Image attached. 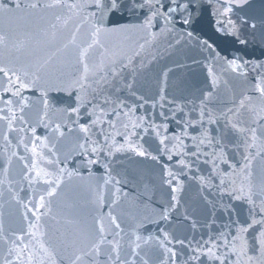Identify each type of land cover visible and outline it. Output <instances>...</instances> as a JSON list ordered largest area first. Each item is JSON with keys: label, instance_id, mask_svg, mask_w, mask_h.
<instances>
[{"label": "water", "instance_id": "1", "mask_svg": "<svg viewBox=\"0 0 264 264\" xmlns=\"http://www.w3.org/2000/svg\"><path fill=\"white\" fill-rule=\"evenodd\" d=\"M35 2L36 0H6L8 9H0V33H14L12 45H16L18 53L23 54L18 65L9 63L7 66L28 71L30 74L35 73L39 76L35 86L41 87V92L47 91L48 106L45 107L44 100H40V117L35 122L29 121V124L36 128V135L41 140L47 137L48 145L54 144L60 148L57 154L74 173L71 178H64L53 196L54 204L49 202V205L53 204L50 211L55 226L50 231L56 239L49 245L55 247L60 243L57 252L63 256H70L80 249L88 251L98 236L95 222L102 217L108 231L112 233L109 238L114 239V242L119 241L123 258L132 259L133 242L140 236L142 239L136 241L141 245L138 249L140 257L147 260L148 264H172V260L168 259V254L156 239H148H163L160 231L163 229L172 240L171 244H167V241L165 244L176 252L175 264H195L189 260L188 245L195 248L198 241L229 225L231 220L245 224L249 218L248 203L243 199L229 200L216 187L218 180H212L210 185L201 183L200 177L209 176L211 165L199 164L180 176L182 187L173 193L177 200L172 204L173 195L170 193L175 182L172 186L165 182L166 176L160 163L131 151L117 154L110 163L111 175L120 179L121 184H105V180L109 179L103 166L105 162L85 166V161L78 155L83 133L76 130L72 117L66 111L75 97L74 92L69 95V91H72L69 85L83 71L82 61L91 67L101 61L111 65L115 60L117 68L127 65L121 72L119 84L132 85L130 91L123 93L129 103H137L140 97L146 101L143 108L137 109L133 119L144 113H154L157 114L156 122L162 123L158 115L161 111L167 115V110L175 108L176 105L187 111L192 105H199L206 93L212 92L208 104L210 110L219 115L232 108L237 113L232 117L233 122L247 126L254 117L264 116V98L251 91L254 78L258 74L264 76V0H236V5L227 16L234 22L237 35L230 34L232 26L225 24L229 31L225 35L223 30H218L216 24L218 9L226 0H202V7L190 25L177 22L174 28L167 25L161 29H153L157 33L155 39L136 30L107 33L99 38V44L91 48L88 45L92 43V22L87 18L90 9L69 10L66 7L47 6L33 9L31 5ZM39 2L41 5H49L54 0ZM67 2L71 3L73 0ZM14 4H19L20 7H14ZM59 12L66 21L59 29L60 36L56 37L55 19L59 17ZM35 18L36 24L32 21ZM112 20L127 23L130 17L127 13L115 14ZM187 32H192L197 39L189 38ZM240 40L246 43L241 44ZM205 41L211 47H206ZM85 52L87 54L82 56ZM3 56L6 62L9 55L4 53ZM232 59H236L237 63L248 62L244 68L246 74L233 70L227 63ZM65 88L68 91L61 90ZM248 96L252 97L250 104L245 99ZM241 100L245 101L244 108L239 106ZM28 118L30 114L25 115V119ZM16 124L19 125V122ZM57 124L61 126L64 134L56 140L54 126ZM167 126L168 135L171 137L175 125L168 123ZM23 137L32 148V134ZM61 138L68 145L66 150L61 149L65 143ZM240 139L241 136L225 130V143L229 146L227 159L237 168L245 162L243 156L246 154L243 148L235 152L232 150L233 145L238 144ZM139 143L149 153L157 155L155 149L158 141L154 136L145 135ZM249 151L254 157L250 167L251 183L254 191L258 192L264 188V139L257 140L256 147ZM41 152L44 153L42 146ZM47 158L49 156L45 158L44 166L40 169L51 171L46 162ZM161 162L168 164L173 172H179L180 166L175 163V159L167 161L161 157ZM220 168L224 169L225 166L221 164ZM40 169L36 168L37 171ZM23 173L25 172L7 179V192H2L0 186V225L7 230L8 235L5 239L0 234V264H3L5 257L18 264L15 261V252L11 256L8 252L18 247L13 233L20 234L27 229H21L19 216L13 213L16 207L21 206L13 200V196L26 202V196H38L40 186V194L44 195L47 187L38 184L40 178L35 177V172L22 182ZM5 176H10L9 169ZM234 179L238 186L242 177L236 176ZM29 180L33 181L31 185ZM116 188L120 189L118 193ZM63 195L72 200L76 198L73 202L80 206L78 212L76 209L77 215L72 217L74 223H66L68 211L61 208L64 205ZM225 205H230V212L224 211ZM165 209H170L169 219L161 221L160 214ZM109 213L123 229L119 236L115 235ZM69 216L71 218V214ZM82 224H86V227H80ZM252 231L254 230L249 233L250 240ZM67 235L74 237V241L71 240V247L66 250V241H63ZM50 238L47 236V239ZM179 240H183L184 245L176 243ZM107 247L106 243V250ZM248 254L256 257L251 264H264V257H260L258 253L249 251ZM136 264H142L141 259L137 258Z\"/></svg>", "mask_w": 264, "mask_h": 264}, {"label": "snow or ice", "instance_id": "2", "mask_svg": "<svg viewBox=\"0 0 264 264\" xmlns=\"http://www.w3.org/2000/svg\"><path fill=\"white\" fill-rule=\"evenodd\" d=\"M235 5L236 0H226L218 9L216 24L218 30H223L225 35L229 34L225 24L232 26L230 34L237 35L234 22L227 16ZM44 6L66 7L69 10L90 9L87 18L92 22V43L88 45L91 48L99 44V38L107 33H127L136 30L155 39L157 33L153 29H161L167 25L174 28L177 22L181 25H190L195 14L202 7V0H83V2L73 0L71 3L67 0H54V3L49 5H41L39 0H36L31 5L33 9ZM14 7L18 8L20 5L14 4ZM0 9H8L6 0H0ZM124 13L129 15V22L120 23L112 20L113 15ZM186 35L191 39H197L192 32H187ZM6 39L0 36V44L5 43ZM240 43L244 44L246 41L240 40ZM204 44L206 47H211L206 41ZM86 54V52L82 53V56ZM82 63L83 71L69 85L72 89L69 95L74 92L75 97L66 111L72 117V124L75 125L76 130L83 133V142L79 145L78 155L85 161V166L97 165L104 161L103 166L109 175L105 184L120 185L121 180L111 175L110 163L117 154L131 151L140 157H148L160 163L166 176L165 182L169 186L175 182L171 190L176 193L182 187L180 176L186 174V170L191 171L194 165H211L209 176L200 177L201 183L210 185L212 180H218L216 187L229 200L243 199L248 203L249 218L243 225L238 220H231L229 225L217 229L206 239L202 238L198 241L195 248L189 244V260L195 264H251L256 257L249 255V251H254L260 257H264V188L258 192L254 191L250 172L251 161L254 157L249 151L256 147L257 140L264 139V131H262L264 116L254 117L251 124L241 126L238 122H233L232 117L237 113L232 108L219 115L209 109L208 104L211 101L212 92H208L199 105L194 104L187 111L179 105L168 109L167 115L161 111L158 115L162 123L156 122L157 114L154 113H144L133 119L137 109L143 108L146 101L140 97L137 103H129L128 98L123 95L125 91H130L132 88L130 83L119 84L121 72L127 65L117 68L115 60L111 65L101 61L91 67L84 61ZM227 63L234 71L246 74L244 68L247 61L237 63L236 59H232ZM38 79L39 76L35 73L30 74L28 71L0 65V122L7 125L9 134L24 133L25 126H27V131L32 134L30 143L33 145L31 149L33 156L41 155L36 150L37 141L43 147H48L49 144L47 137L41 140L36 135V128L25 119V111L30 105L24 92L34 87ZM61 90L68 91V88ZM251 91L264 98V76L258 74L254 78ZM132 95L134 96V93ZM46 97L47 91H42L41 98L44 100L45 107L48 106ZM245 99L249 104L252 101L251 96ZM239 106L244 108L245 101L241 100ZM229 113L232 115L229 116ZM17 122L20 126L13 127ZM168 123L175 125L171 137L168 135ZM225 130L241 136L240 142L234 144L232 148L234 152L243 148L246 153L243 156L245 162L239 168L227 159L229 146L225 143ZM54 131L59 136L64 134L59 124L54 126ZM9 134L4 137L8 143H10ZM148 134L158 141L155 149L157 155H152L143 148V144L139 143ZM20 143H23V140ZM24 148L27 149L28 145L24 144ZM161 157L166 158L167 161L175 159V163L180 166L179 172H173L168 164L161 162ZM19 159L25 162V179L35 172V177L42 179L47 187L44 195L26 196V202L18 196H13V200L23 206L22 215L28 225L27 229L20 234L13 233L18 247L8 252L9 256L15 252V261L18 264H136L137 258L141 259L142 264H148L147 260L140 257L138 251L141 245L136 241L142 238L137 236L136 241L133 242L132 259L123 258L119 241L114 242V239L109 238L112 233L108 231L102 217L95 222L98 236L88 251L80 249L70 256L60 255L54 247L48 245L45 239L47 230L43 227V218L51 210L46 197L55 196L64 178H71L74 173L65 166L66 161L60 159L54 144L49 149V158L46 161L51 171L44 169L37 171V165L34 162L29 167L25 157L21 156ZM9 163L10 161L4 163L5 173ZM221 164L225 166L224 169L220 168ZM236 176L242 177L238 186L234 179ZM32 183L33 181L29 180V184ZM115 191L118 193L120 189L116 188ZM171 199L176 201V195H173ZM169 211L170 209H165L161 212V221L169 219ZM224 211L230 212V205H225ZM109 219L114 226L115 235L119 236L123 229L110 213ZM233 225L235 227H232ZM250 230H254L251 232V240L249 239ZM160 231L163 239L159 237L148 239H156L168 254V259L175 264L176 252L165 244V241L171 244L172 240L169 239L167 232L163 229ZM147 242L146 239L145 243ZM106 243L107 250L105 249ZM176 243L184 245L183 240L176 241ZM3 264H14V261L5 257Z\"/></svg>", "mask_w": 264, "mask_h": 264}]
</instances>
